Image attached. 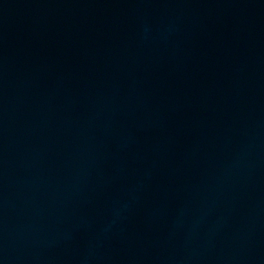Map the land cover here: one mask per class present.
Listing matches in <instances>:
<instances>
[{
  "label": "water",
  "instance_id": "water-1",
  "mask_svg": "<svg viewBox=\"0 0 264 264\" xmlns=\"http://www.w3.org/2000/svg\"><path fill=\"white\" fill-rule=\"evenodd\" d=\"M0 264H264V0H0Z\"/></svg>",
  "mask_w": 264,
  "mask_h": 264
}]
</instances>
